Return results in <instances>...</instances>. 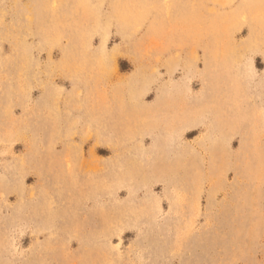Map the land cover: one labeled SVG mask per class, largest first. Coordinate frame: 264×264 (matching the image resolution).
I'll return each mask as SVG.
<instances>
[{"label": "rangeland", "instance_id": "1", "mask_svg": "<svg viewBox=\"0 0 264 264\" xmlns=\"http://www.w3.org/2000/svg\"><path fill=\"white\" fill-rule=\"evenodd\" d=\"M0 264H264V0H0Z\"/></svg>", "mask_w": 264, "mask_h": 264}]
</instances>
